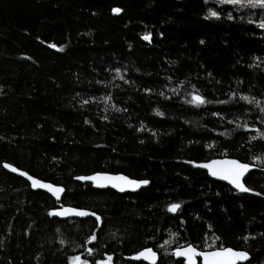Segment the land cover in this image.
<instances>
[{"label": "trees", "instance_id": "16d2710c", "mask_svg": "<svg viewBox=\"0 0 264 264\" xmlns=\"http://www.w3.org/2000/svg\"><path fill=\"white\" fill-rule=\"evenodd\" d=\"M262 20L220 0H0V264H146L127 259L144 247L156 264H185L173 251L189 243L264 264ZM219 157L255 167L249 191L196 167ZM3 163L62 186L61 201ZM95 172L149 184L118 193L75 179ZM61 206L101 220L48 215Z\"/></svg>", "mask_w": 264, "mask_h": 264}, {"label": "snow or ice", "instance_id": "6c2138e0", "mask_svg": "<svg viewBox=\"0 0 264 264\" xmlns=\"http://www.w3.org/2000/svg\"><path fill=\"white\" fill-rule=\"evenodd\" d=\"M221 3H230L233 5H241L247 6L251 8H261L264 9V0H220ZM114 13H118L121 10L119 8H114L112 10ZM210 15L212 17H217L218 13L216 11L210 10ZM231 15H229V19H231ZM259 27L264 29V20L259 23ZM145 40L149 39V34H145ZM55 47V45H52ZM146 91H148L146 89ZM163 95V93H161ZM110 99V97H105V100ZM241 100L247 101L249 103L259 104V101H255L254 98H249L248 96H241ZM190 104L200 105L208 103L206 99L197 93L191 94V100L187 101ZM221 103H226V101H222ZM261 112H264V107H262ZM158 114L162 115V113ZM237 127L248 128L249 125L238 124ZM257 135L260 139H264V131L256 130ZM257 137H252V139H256ZM253 159L259 160L260 157H253ZM191 163V161H189ZM5 168H9L13 172L19 171L17 168L12 165L5 163L3 165ZM200 167L208 169L209 173L214 177H219L220 179L228 181L230 184L234 185L237 189L241 191H249L245 187V185L241 182L242 177H244L245 173L248 172L250 165L247 163H241L239 160L235 159H225V160H212L209 163H205L200 165ZM20 175L26 176L28 180L31 181V186L33 188H45L49 192H51L58 199L60 197V193L64 191L61 187H54L52 184L42 183L40 180L34 179L32 176L28 175L27 172H20ZM79 180H90L97 186H105L110 184L114 188H118L123 191L126 187L137 188L140 185H146L149 183L148 180H131L127 176L123 175H108L106 173H96L92 176H80L77 177ZM180 208V204L171 203L168 205L169 212H176ZM69 214H74L80 217L86 216H94L96 221L99 223L101 217L97 215L95 212H89L86 210L72 208V207H64L61 206L60 209H54L49 211V216H67ZM175 235V233H173ZM96 239V234L93 232L87 238V242L94 241ZM219 238H217L218 240ZM247 239V237H245ZM64 241H61L63 244ZM171 241H165V244H169ZM80 245H77L79 247ZM86 251L89 255H92L94 252L93 248H86ZM173 255L176 257H184L186 264H196V257H202L203 264H237L238 261H244L249 258V254L247 251L235 250L232 247H224L220 245L218 247L213 248L212 246H208L206 250L197 251V249L192 244H186L182 246H178L174 249ZM134 259H143L149 261L150 264H156L157 253L152 250V248L144 247L141 251L137 252L133 257ZM112 256L108 255L104 260H97L95 264H111ZM68 264H89L87 259L81 257V255H73L68 257Z\"/></svg>", "mask_w": 264, "mask_h": 264}, {"label": "water", "instance_id": "95a60500", "mask_svg": "<svg viewBox=\"0 0 264 264\" xmlns=\"http://www.w3.org/2000/svg\"><path fill=\"white\" fill-rule=\"evenodd\" d=\"M225 159H235V158H230V157H219V158H213V159L208 160V161H203V162H199V163H197V164H196V167L199 168V169L205 170L210 178H212V179H214V180H217V181L224 182V183L230 185L233 189L240 191V190L237 189L234 185L230 184L228 181L223 180V179H220L219 177H214V176H212V175L209 173L208 169L203 168V167H200V165L205 164V163H209V162L212 161V160H225ZM235 160H237V159H235ZM240 162H241V161H240ZM241 163H243V162H241ZM4 164H5V163H3V165H4ZM10 165H11V164H10ZM12 166H13V165H12ZM13 167H15V166H13ZM15 168H17V167H15ZM4 169L7 170L8 172L12 173V174H15V175L20 176V177H22L23 179H25V180L29 183V186H30L31 190H33V191H37V190L43 191V192L47 193L48 195H50V196H51L53 199H55L56 201H60L61 198H62V196H63V194H64V192H65V190H64L62 193H60V197H59V199H58L56 196H54L51 192H49V191H48L47 189H45V188H39V187H37V188H33V187L31 186V181L28 180V178H27L26 176L20 175V172H25V171H23V170H21V169H19V168H17V169L19 170V171H17V172H13V171H11L9 168H5V167H4ZM253 169H254V166L250 165L248 172H246L245 175H244V177H242V179H241V182H242L243 184H244V179L247 177L248 173H249L251 170H253ZM96 173H106V172H96ZM96 173H92V174H89V175H87V176H92V175H94V174H96ZM106 174H108V175H112V176H116V175H123V176H125L124 174H121V173H117V174L106 173ZM28 175H29V174H28ZM30 176H32V175H30ZM32 177H33V176H32ZM77 177H80V176H76V177H75V179H76L77 181H79V182H89V183H91L92 187H94V188H96V189H107V188H110V189L115 190V191H117V192H119V193H124V192H134V191L139 190L141 187H144V186L147 185V184H146V185H143V184H142V185H140V186L137 187V188L126 187L123 191H121V190H119L118 188H114V187H112L110 184L105 185V186H97L96 184H94V183H93L92 181H90V180H79V179H77ZM33 178H34V179H37V180H40V179H38V178H36V177H33ZM128 178H129V177H128ZM129 179H131V178H129ZM131 180H137V179H131ZM40 181H41L42 183L51 184V183H49V182H45V181H42V180H40ZM148 184H149V183H148ZM52 185H53L54 187H61V188H63L62 186H59V185H55V184H52ZM63 189H64V188H63ZM65 207L78 208V207H75V206H65ZM59 209H60V208H59ZM78 209H82V208H78ZM82 210H86V209H82ZM86 211H89V210H86ZM89 212H91V211H89ZM57 217L60 218V219H66V218H84V217L76 216V215H74V214H69V215L64 216V217H61V216H57ZM86 217H88V216H86ZM196 249H197V248H196ZM152 250H153V249H152ZM235 250H236V249H235ZM140 251H141V250H140ZM153 251H154V250H153ZM197 251L199 252V251H201V250H198V249H197ZM241 251H244V250H241ZM138 252H139V251H138ZM156 253H157V252H156ZM135 255H136V253L133 254V255L128 256L127 259L132 260V261H135V262L142 261V262H145V263H147V264H150L149 261L143 260L142 258H141V259H134L133 257H134ZM174 257H175V258H179V257H176L175 255H174ZM198 257H199V256L196 257V264H197V258H198ZM181 258L185 259L184 257H181ZM200 258H201V264H203L202 257H200ZM158 259H159V256H158V254H157L156 263L158 262ZM248 259H249V258H248ZM248 259H247V260H248ZM247 260H244V261H238L237 264H239V263H244V262H246ZM185 264H186V261H185Z\"/></svg>", "mask_w": 264, "mask_h": 264}, {"label": "bare ground", "instance_id": "6f19581e", "mask_svg": "<svg viewBox=\"0 0 264 264\" xmlns=\"http://www.w3.org/2000/svg\"><path fill=\"white\" fill-rule=\"evenodd\" d=\"M211 160V159H210ZM248 164V163H247ZM249 165H251V164H249ZM253 166V165H252ZM254 169H255V167H254ZM253 169V170H254ZM202 170V169H201ZM205 171V170H204ZM252 171V170H251ZM250 171V172H251ZM249 172V173H250ZM96 173V172H95ZM106 173H109V172H106ZM207 173V172H206ZM248 173V174H249ZM112 174H117V173H112ZM30 175V174H29ZM83 176H87V175H83ZM126 176V175H125ZM34 177V176H33ZM132 179V178H131ZM41 180V179H40ZM138 180V179H137ZM43 181V180H42ZM46 182V181H45ZM50 183V182H49ZM82 183H85V182H82ZM86 183H89V182H86ZM29 184V183H28ZM51 184H53V183H51ZM89 184H91V183H89ZM56 185V184H55ZM148 185V184H147ZM146 185V186H147ZM245 185V184H244ZM60 186V185H59ZM92 186V185H91ZM230 186V185H229ZM145 187V186H144ZM94 188V187H93ZM142 188V187H141ZM31 189V188H30ZM107 189H110V188H107ZM112 190V189H111ZM113 191H115V190H113ZM138 191V190H137ZM238 191V190H237ZM241 191V190H240ZM115 192H117V191H115ZM134 192H136V191H134ZM119 193V192H118ZM124 193H126V192H124ZM50 196V195H49ZM62 199V198H61ZM55 200V199H54ZM56 201V200H55ZM61 201V200H60ZM60 201H57V202H60ZM65 207V206H64ZM61 208V207H60ZM59 209V208H58ZM85 218V217H84ZM67 219V218H66ZM55 248V247H54ZM51 249V248H50ZM142 250V249H141ZM54 251V250H53ZM156 252V251H155ZM174 252V251H173ZM137 253V252H136ZM158 254V253H157ZM158 256H159V254H158ZM174 256V255H173ZM175 258V257H174ZM179 258H181V257H179ZM183 259V258H182ZM129 260V259H128ZM159 260V259H158ZM184 260V262H185V259H183ZM249 260V259H248ZM247 260V261H248ZM132 261V260H131ZM133 262H135V261H133ZM139 262H142V261H139ZM197 262H198V258H197ZM145 263V262H144ZM147 264V263H146Z\"/></svg>", "mask_w": 264, "mask_h": 264}, {"label": "flooded vegetation", "instance_id": "af4514ba", "mask_svg": "<svg viewBox=\"0 0 264 264\" xmlns=\"http://www.w3.org/2000/svg\"><path fill=\"white\" fill-rule=\"evenodd\" d=\"M197 264H201V258H200V257H198V262H197Z\"/></svg>", "mask_w": 264, "mask_h": 264}, {"label": "rangeland", "instance_id": "374dc122", "mask_svg": "<svg viewBox=\"0 0 264 264\" xmlns=\"http://www.w3.org/2000/svg\"><path fill=\"white\" fill-rule=\"evenodd\" d=\"M106 257H107V256H106ZM106 257H105L104 259H106ZM104 259H103V260H104Z\"/></svg>", "mask_w": 264, "mask_h": 264}]
</instances>
